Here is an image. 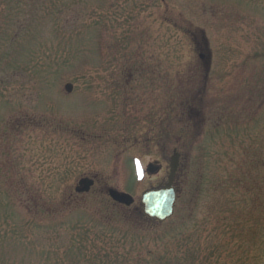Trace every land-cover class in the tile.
I'll list each match as a JSON object with an SVG mask.
<instances>
[{
	"label": "rangeland",
	"instance_id": "374dc122",
	"mask_svg": "<svg viewBox=\"0 0 264 264\" xmlns=\"http://www.w3.org/2000/svg\"><path fill=\"white\" fill-rule=\"evenodd\" d=\"M204 32L211 74L182 119L170 95L203 87L187 35ZM0 144V264H264V0H0ZM175 146V214L148 222L141 195L167 183ZM43 156L69 190L39 175ZM137 161L161 170L137 179ZM85 176L95 187L66 203ZM53 212L62 226L30 222Z\"/></svg>",
	"mask_w": 264,
	"mask_h": 264
},
{
	"label": "water",
	"instance_id": "95a60500",
	"mask_svg": "<svg viewBox=\"0 0 264 264\" xmlns=\"http://www.w3.org/2000/svg\"><path fill=\"white\" fill-rule=\"evenodd\" d=\"M66 89L68 92L72 91V85H67ZM180 155L177 152H174V155L171 158V175L169 177V182L165 188L158 190H151L146 192L143 195L141 203L143 204V212L145 215L149 216L152 219H158L159 221H165L171 217L174 213V204L176 201V193L172 186L176 171L179 166ZM156 168L150 167L149 171L154 172ZM93 185V181L89 179H83L80 182L79 192H87L90 187ZM109 195L113 200L130 206L134 199L125 193L118 192L116 190H110Z\"/></svg>",
	"mask_w": 264,
	"mask_h": 264
},
{
	"label": "trees",
	"instance_id": "16d2710c",
	"mask_svg": "<svg viewBox=\"0 0 264 264\" xmlns=\"http://www.w3.org/2000/svg\"><path fill=\"white\" fill-rule=\"evenodd\" d=\"M194 102H195V100H192L191 98H188L187 96H186V98H184L183 100H181V101H178V102H175L174 103V105H173V111H175V114L177 113V114H179V117L180 116H182V115H184V116H182V117H185V115L189 112V109H191V107L194 105ZM174 119V118H173ZM183 141V140H182ZM66 200H68V199H66ZM66 203H69V201H67ZM42 211V210H41ZM49 211H42V213L43 214H46V213H48ZM60 213H61V217H63V215L65 216L66 214H68L69 213V211L67 210V209H62V211H60ZM46 216H48V218H50V223H48V222H46V221H44V219H31V221L30 222H33V220L34 221H36L37 222V225L36 226H38V227H41V228H50L51 226H54V225H57L56 227H59V226H62V224L61 223H59V222H56V212H53L52 214H50V215H46ZM142 217V216H141ZM143 218V217H142ZM215 218V217H214ZM145 219V218H144ZM211 218H208L207 219V221H209ZM127 220H129V219H127ZM137 220H140V217L138 216L137 217ZM51 221H53V222H51ZM206 223H210V222H206ZM35 225V224H34ZM51 225V226H50ZM136 227L134 226V228H133V230L135 229ZM151 251H154L153 249L152 250H150V251H148L147 253V255L145 256L146 258L148 257V258H152L153 259V253L154 252H151ZM142 259L140 262L142 263V262H144V263H147L146 262V260L147 259ZM153 263V262H152ZM152 263H147V264H152Z\"/></svg>",
	"mask_w": 264,
	"mask_h": 264
},
{
	"label": "flooded vegetation",
	"instance_id": "af4514ba",
	"mask_svg": "<svg viewBox=\"0 0 264 264\" xmlns=\"http://www.w3.org/2000/svg\"><path fill=\"white\" fill-rule=\"evenodd\" d=\"M200 48V50L201 49H203L202 48V46H200L199 47ZM201 57L202 58H204V54L202 53L201 54ZM220 123H222V120H220L219 119V124ZM10 124H11V126L9 127V129H7L9 132H7V133H5V136H4V140H5V142H6V148H4L3 150L6 152H8V150H9V148H10V150L12 151V148H11V145H9L10 143H12V141H13V139H12V137H10V136H8L7 134H13L14 132L15 133H17V131H16V129L20 126L19 124H21V122H19L18 124H17V126L15 127V131H14V126H13V122H10ZM11 130V131H10ZM25 130V129H24ZM24 130L23 131H20V132H18V133H24ZM8 141V143H7V141ZM1 143H2V141H1ZM1 144H0V149H1ZM6 162H7V160H6ZM5 162V163H6ZM0 169H1V166H0ZM10 171V170H9ZM6 177H8L7 175H6ZM0 178H1V175H0Z\"/></svg>",
	"mask_w": 264,
	"mask_h": 264
},
{
	"label": "bare ground",
	"instance_id": "6f19581e",
	"mask_svg": "<svg viewBox=\"0 0 264 264\" xmlns=\"http://www.w3.org/2000/svg\"><path fill=\"white\" fill-rule=\"evenodd\" d=\"M190 41H191V40H190ZM190 41H189V42H190ZM211 59H212V58H211ZM150 60H151V59H150ZM152 66H154L153 68H154V70H155V64H153L152 61H151V63H149V69H150ZM141 67L143 68V65H141ZM153 68H152V69H153ZM181 70H182V67H181V65H179V66H178V70H176L178 76H181V75H182ZM177 94H179V93H177V92H173L170 96H174V95H177Z\"/></svg>",
	"mask_w": 264,
	"mask_h": 264
},
{
	"label": "snow or ice",
	"instance_id": "6c2138e0",
	"mask_svg": "<svg viewBox=\"0 0 264 264\" xmlns=\"http://www.w3.org/2000/svg\"><path fill=\"white\" fill-rule=\"evenodd\" d=\"M137 164H138V168H139V162H137Z\"/></svg>",
	"mask_w": 264,
	"mask_h": 264
}]
</instances>
